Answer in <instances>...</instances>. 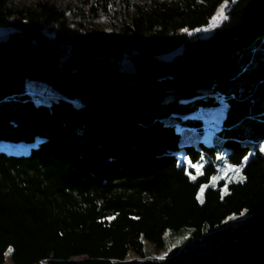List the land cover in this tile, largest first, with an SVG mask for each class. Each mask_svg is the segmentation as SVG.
I'll return each mask as SVG.
<instances>
[{
    "label": "trees",
    "instance_id": "obj_1",
    "mask_svg": "<svg viewBox=\"0 0 264 264\" xmlns=\"http://www.w3.org/2000/svg\"><path fill=\"white\" fill-rule=\"evenodd\" d=\"M14 1L0 0V29L13 31L0 42V144L34 146L0 148V264L9 250L14 264H68L83 252L88 264H113L171 237L186 240L147 264H264V0H80L69 16ZM224 3H234L227 22L189 36ZM116 4L127 9L120 25L91 26ZM126 56L133 73L120 70ZM28 81L60 98L36 102ZM215 93L227 114L199 154L156 105L187 100L191 114L218 106ZM182 157L206 164L201 175ZM225 166L243 180L212 187Z\"/></svg>",
    "mask_w": 264,
    "mask_h": 264
},
{
    "label": "rangeland",
    "instance_id": "obj_2",
    "mask_svg": "<svg viewBox=\"0 0 264 264\" xmlns=\"http://www.w3.org/2000/svg\"><path fill=\"white\" fill-rule=\"evenodd\" d=\"M38 1H46L54 4L60 11H64L69 16L72 13L80 0H15L10 4V7L13 9H23L26 7H31L35 2ZM153 0H130L133 4H140L147 6L151 4ZM225 5V3L219 8V10ZM234 3H227V8L225 10V15L227 19H220L216 22L215 25L212 24V20L207 27L189 32V36L198 35L201 38L210 37L214 31L220 27L223 23L229 20V12L233 7ZM219 10L217 11L216 16L219 14ZM127 17V9L119 4L111 6L110 12L108 15L101 16L100 20L91 21V26L96 29H110L114 25H120L122 20ZM203 29H210L208 31H204ZM13 33L12 30L9 29H0V42L8 39L10 34ZM182 50L177 51L176 53L170 54L168 56L162 57L163 60H172L177 55L181 54ZM120 70L126 73H133L134 66L131 62V58L126 56L125 59L120 64ZM27 87L30 91L32 97L36 100V102H48L53 99H58L60 96L57 92L52 89L50 86L46 85L42 81H28ZM215 101L219 102L218 106L212 108H201L195 113H189L187 109L188 101L180 100L176 101L172 97H167L164 103L157 104V115L160 116L163 120L170 121L173 123L177 130L181 134V144L189 149L191 146L195 148L197 153H201L199 148V144L204 143L206 145H212L214 139L218 136L219 132L222 130L223 122L225 120L228 105L225 102V99L221 98L218 93L214 94ZM178 114L182 117L183 120L187 119H198L201 120L204 124L203 128L198 129H188L178 126L177 116ZM156 116V117H158ZM154 116L148 115V118L152 119ZM159 117V118H160ZM155 118V117H154ZM34 146L27 144H10V143H2L0 144V148L4 151L13 153V154H24L28 153L29 150ZM185 160V164L188 165V171L192 172L194 176H199L203 172L204 166L206 164H201L199 169V174L197 173V169L189 166V161L187 158L182 157ZM235 168L225 166L220 168L218 171L216 179H213L211 186L219 187L221 184H229L232 182L239 181L241 178L240 170L239 172L234 171ZM241 221L238 217H233L230 219V226H235L237 223ZM186 240L185 237H171L168 241V244L165 246L158 248L154 244L146 241L145 242V252L147 253V258H142L134 252H130L125 260H113V264H147V260H164L173 256L175 251L182 245V243ZM12 251L9 250L6 253V262L5 264H14L11 259ZM160 257H164L160 259ZM40 264H49L47 260L42 261ZM68 264H88V257L83 252L79 255L72 257Z\"/></svg>",
    "mask_w": 264,
    "mask_h": 264
},
{
    "label": "snow or ice",
    "instance_id": "obj_3",
    "mask_svg": "<svg viewBox=\"0 0 264 264\" xmlns=\"http://www.w3.org/2000/svg\"><path fill=\"white\" fill-rule=\"evenodd\" d=\"M227 8V3H225V5L219 10V14L216 17H213L212 20V24L215 25L216 22L220 19H227V16L224 14L225 10ZM204 31H208L210 29H203ZM261 151H264V148H261ZM245 162L247 161L248 157H245ZM189 166L193 167L195 169H197V173L199 174V169H200V165L199 164H192L191 162H189ZM234 171L239 172V169H235ZM193 179H195V176H192ZM216 179V178H214ZM241 180H243V177L240 178ZM201 192H203V188H201ZM229 219H232V217H230ZM164 257H160V259H163Z\"/></svg>",
    "mask_w": 264,
    "mask_h": 264
}]
</instances>
